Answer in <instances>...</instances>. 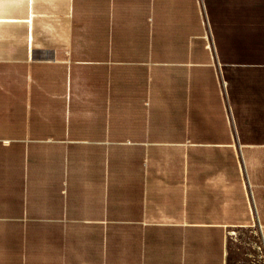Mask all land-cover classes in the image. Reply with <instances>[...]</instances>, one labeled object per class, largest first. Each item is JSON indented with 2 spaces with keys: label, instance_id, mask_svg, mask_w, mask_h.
<instances>
[{
  "label": "crops",
  "instance_id": "obj_1",
  "mask_svg": "<svg viewBox=\"0 0 264 264\" xmlns=\"http://www.w3.org/2000/svg\"><path fill=\"white\" fill-rule=\"evenodd\" d=\"M0 264H264V0H0Z\"/></svg>",
  "mask_w": 264,
  "mask_h": 264
},
{
  "label": "rangeland",
  "instance_id": "obj_2",
  "mask_svg": "<svg viewBox=\"0 0 264 264\" xmlns=\"http://www.w3.org/2000/svg\"><path fill=\"white\" fill-rule=\"evenodd\" d=\"M243 165V164H242ZM242 170H243V166H242Z\"/></svg>",
  "mask_w": 264,
  "mask_h": 264
},
{
  "label": "built area",
  "instance_id": "obj_3",
  "mask_svg": "<svg viewBox=\"0 0 264 264\" xmlns=\"http://www.w3.org/2000/svg\"><path fill=\"white\" fill-rule=\"evenodd\" d=\"M243 164V163H242ZM243 166V165H242Z\"/></svg>",
  "mask_w": 264,
  "mask_h": 264
}]
</instances>
